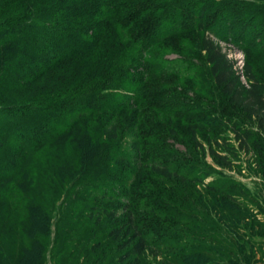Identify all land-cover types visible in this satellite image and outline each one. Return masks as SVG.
Segmentation results:
<instances>
[{
	"label": "trees",
	"instance_id": "16d2710c",
	"mask_svg": "<svg viewBox=\"0 0 264 264\" xmlns=\"http://www.w3.org/2000/svg\"><path fill=\"white\" fill-rule=\"evenodd\" d=\"M213 4L0 0V264H45L53 212L62 196L83 183L84 189L98 190V200H112L107 192L115 175L108 166L120 163L109 154L108 142L127 132L135 151L151 154L143 142L160 146L164 133L163 128L151 130L156 123L151 113L183 118L174 97L155 87L165 86L163 55L190 54L184 37L200 36L213 82L229 102L239 104L250 117L264 114V83L248 64L241 71L245 84L239 83L231 62L212 39L217 29L200 22ZM229 32L236 46V33ZM241 48L246 56L249 50ZM233 126L242 147L240 137L246 134ZM187 130L194 148L203 151L194 134L210 132L209 127L190 123ZM209 153L215 154L211 147ZM101 213L115 217L105 209ZM111 233L116 239L120 231ZM134 238L131 255L156 246L138 228ZM236 254L226 263L213 264H249L250 259ZM133 264H139L138 259Z\"/></svg>",
	"mask_w": 264,
	"mask_h": 264
},
{
	"label": "rangeland",
	"instance_id": "374dc122",
	"mask_svg": "<svg viewBox=\"0 0 264 264\" xmlns=\"http://www.w3.org/2000/svg\"><path fill=\"white\" fill-rule=\"evenodd\" d=\"M213 1V10H205L200 22L217 29L212 39L239 83L245 84V64L264 83V0ZM229 31L236 33V46ZM192 37H184L190 54L163 55L165 86L155 87L174 97L183 118L151 113L156 122L151 130L164 131L160 146L143 142L151 154L135 151L127 132L108 142L109 154L120 163L108 166L115 175L107 192L112 200H98V190L84 189L83 183L62 196L54 208L45 264H133L135 259L139 264H166L165 259L213 264L226 263L237 251L249 264H264V125L259 126L264 114L250 117L229 102L213 82L200 36ZM241 47L249 50L246 56ZM190 123L210 129L194 134L203 151L194 148ZM232 125L246 134L240 137L242 147ZM103 209L115 217H104ZM136 227L156 243L139 256L129 254L137 243ZM117 229L115 239L111 231Z\"/></svg>",
	"mask_w": 264,
	"mask_h": 264
},
{
	"label": "bare ground",
	"instance_id": "6f19581e",
	"mask_svg": "<svg viewBox=\"0 0 264 264\" xmlns=\"http://www.w3.org/2000/svg\"><path fill=\"white\" fill-rule=\"evenodd\" d=\"M236 58H238V57H236Z\"/></svg>",
	"mask_w": 264,
	"mask_h": 264
}]
</instances>
